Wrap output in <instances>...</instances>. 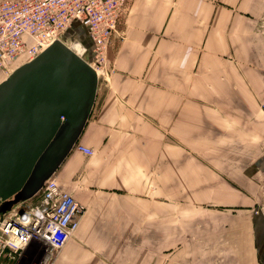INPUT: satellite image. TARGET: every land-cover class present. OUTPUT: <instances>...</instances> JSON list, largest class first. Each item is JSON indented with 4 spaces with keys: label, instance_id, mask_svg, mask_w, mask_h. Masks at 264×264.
I'll use <instances>...</instances> for the list:
<instances>
[{
    "label": "crops",
    "instance_id": "1",
    "mask_svg": "<svg viewBox=\"0 0 264 264\" xmlns=\"http://www.w3.org/2000/svg\"><path fill=\"white\" fill-rule=\"evenodd\" d=\"M107 60L50 264H264V0H129Z\"/></svg>",
    "mask_w": 264,
    "mask_h": 264
},
{
    "label": "water",
    "instance_id": "2",
    "mask_svg": "<svg viewBox=\"0 0 264 264\" xmlns=\"http://www.w3.org/2000/svg\"><path fill=\"white\" fill-rule=\"evenodd\" d=\"M97 85L94 70L60 41L0 82V214L21 209L72 151Z\"/></svg>",
    "mask_w": 264,
    "mask_h": 264
},
{
    "label": "built area",
    "instance_id": "3",
    "mask_svg": "<svg viewBox=\"0 0 264 264\" xmlns=\"http://www.w3.org/2000/svg\"><path fill=\"white\" fill-rule=\"evenodd\" d=\"M128 1L0 0V71L20 59H33L53 41L62 43L66 32L76 24L85 28L91 41L99 76ZM74 148L87 156L93 154L81 145ZM84 212L82 203L49 178L35 196L21 204V209L15 206L0 214V264H22L25 252H32V256L40 252L38 264H50Z\"/></svg>",
    "mask_w": 264,
    "mask_h": 264
},
{
    "label": "rangeland",
    "instance_id": "4",
    "mask_svg": "<svg viewBox=\"0 0 264 264\" xmlns=\"http://www.w3.org/2000/svg\"><path fill=\"white\" fill-rule=\"evenodd\" d=\"M77 35H83L82 32H76ZM77 55H79L81 58H83L87 63H90L92 66H94L97 70L99 69V65L98 63L95 61L94 56L92 54V48L88 45H86L85 43H83L81 41V39L79 37H74L73 35H65L62 39ZM24 62L23 59H20L18 62L13 63L11 65H9L8 69L6 71H1L2 72V76L0 75V82L2 80H4L7 76L8 73H10V71H12V69L15 66H18L20 64H22ZM112 72L111 67L108 64V60L106 58V65L105 67L100 70L99 76L97 75V77L99 78V80L101 81V83H106L109 80H107L108 78H110V73ZM263 108V106H262ZM264 109V108H263ZM30 202V201H29ZM28 203V202H26ZM38 250V247H36ZM32 252H25V254L23 255V258L21 260V263H29V264H38L40 261V257L41 254L40 252L34 253V255L32 256Z\"/></svg>",
    "mask_w": 264,
    "mask_h": 264
},
{
    "label": "bare ground",
    "instance_id": "5",
    "mask_svg": "<svg viewBox=\"0 0 264 264\" xmlns=\"http://www.w3.org/2000/svg\"><path fill=\"white\" fill-rule=\"evenodd\" d=\"M52 42V41H51ZM62 43H64L63 41H62ZM64 45L66 46L67 44L66 43H64ZM67 47L70 49V50H72L68 45H67ZM73 51V50H72ZM74 52V51H73ZM75 53V52H74ZM76 54V53H75ZM79 56V55H78ZM80 57V56H79ZM81 58V57H80ZM82 60H84L83 58H81ZM85 61V60H84ZM86 62V61H85ZM87 63V62H86ZM93 70H94V72H95V74H96V76H97V71H96V69H95V67L94 66H92L90 63H87ZM10 73H11V71H10ZM9 73V74H10ZM8 74V75H9ZM98 78V77H97ZM82 219V218H81Z\"/></svg>",
    "mask_w": 264,
    "mask_h": 264
}]
</instances>
